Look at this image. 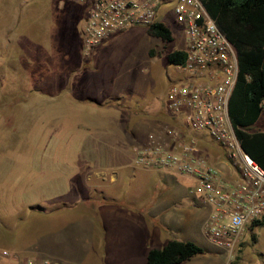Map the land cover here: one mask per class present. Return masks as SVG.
<instances>
[{
  "label": "rangeland",
  "instance_id": "374dc122",
  "mask_svg": "<svg viewBox=\"0 0 264 264\" xmlns=\"http://www.w3.org/2000/svg\"><path fill=\"white\" fill-rule=\"evenodd\" d=\"M156 15L169 27L170 41L151 34L140 38L136 34L145 33L144 27L130 28L103 39L93 49L96 65L89 62L84 65L89 70L79 71L86 57L81 53V5L71 0H0V246L13 249L26 242V232L35 225L29 213L68 205L72 213H85L84 198L98 205L109 200L139 204L153 193L158 200L172 197L176 208L189 206L178 227L168 219L169 230H186L184 238L202 248L182 264H220L225 259V249L206 233L208 207L191 176L170 170L165 182L154 171L145 182L131 166L93 161L86 143L94 139L110 148L116 134L133 123L140 125L135 123L140 116L162 119L142 126L143 135L179 125L165 100L167 88L182 73L167 62L166 53L183 47L184 40L169 10L158 8ZM84 97L95 101H82ZM203 146L216 167L235 176L218 145L204 138ZM94 170L103 173L95 177ZM112 171L116 176L109 179ZM78 241L82 245L83 237ZM105 243L78 264H119L108 259L111 249ZM139 251L134 249L133 262H139ZM229 264H264V224L246 225Z\"/></svg>",
  "mask_w": 264,
  "mask_h": 264
},
{
  "label": "built area",
  "instance_id": "2783aa9c",
  "mask_svg": "<svg viewBox=\"0 0 264 264\" xmlns=\"http://www.w3.org/2000/svg\"><path fill=\"white\" fill-rule=\"evenodd\" d=\"M71 1L84 10L81 53L86 57L112 34L161 21L158 8L169 10L180 25L184 45L176 49L184 57L174 66L182 74L167 88L165 100V108L179 125L147 132L131 147L133 161L195 180L199 198L208 207L206 233L226 251L220 264H229L246 225L264 213V169L240 147L228 117V98L238 69L235 46L202 0ZM204 138L222 149L235 176L209 160ZM0 255L8 251L2 249ZM42 262L48 264L47 259Z\"/></svg>",
  "mask_w": 264,
  "mask_h": 264
},
{
  "label": "crops",
  "instance_id": "0c3cea01",
  "mask_svg": "<svg viewBox=\"0 0 264 264\" xmlns=\"http://www.w3.org/2000/svg\"><path fill=\"white\" fill-rule=\"evenodd\" d=\"M144 31L145 33L139 32L136 36L144 38L145 34H148L145 28ZM93 51L89 56L84 57L87 61L83 60L77 66L79 71H87L88 67L85 68L84 65L89 62L96 65L97 49ZM87 98L84 97L82 101H95L93 98ZM126 119L131 120L128 116H126ZM155 121H162V119L140 116L135 120V123L138 122L140 125L133 123L126 131L116 134L115 138L117 140L110 148H102L94 142V139H89L86 143L89 145V153L94 155L92 160L98 164L102 160L104 163H114L115 166L119 167L131 166L134 169L135 176L140 174L145 182L149 172L154 173L156 171L166 182L168 179L166 176L172 169L144 167L133 161L131 147L133 144L141 142L145 137L144 132L142 133L144 130L142 126H148ZM251 127L264 130L263 111L258 114ZM129 163H132V165ZM101 173L103 172L94 170L95 177L101 175ZM115 176L114 171L108 174L109 179H114ZM148 185L149 183H147V187ZM148 190L151 191V189ZM152 195L155 197L153 198ZM152 195L149 194L146 198H143L139 204L138 201L134 200V202L130 199L132 201L130 203L127 201L125 204L120 200H109L98 205V202L84 198L82 202L86 203L87 207L85 213L83 211L77 214L72 213L70 205L60 208L52 206L41 213H34V215L29 213L27 217H30L35 225L30 231L26 232V242L13 249H9V246L5 248L0 246V250L14 251L8 257L0 255V264H27L25 262L27 259L32 261L31 264H45L42 262L43 259H47L48 264H78L82 257L96 252V249L106 241V247L111 249V252L107 255L109 260H115L119 264H148L146 254L149 248L160 247L171 238L188 240L184 238L188 233L186 230L178 228L169 230L168 219L175 222L174 225L178 227L179 223L184 222L185 215H188L190 210L188 205L186 208L185 206L176 208L173 205L175 201L172 197H170L171 200L166 199V197L158 200L156 194L152 193ZM60 216L66 218L54 221ZM76 235H78V238L83 237L82 245L79 244ZM136 248L140 249L138 263L133 262L134 249ZM184 260L172 264H182Z\"/></svg>",
  "mask_w": 264,
  "mask_h": 264
},
{
  "label": "trees",
  "instance_id": "16d2710c",
  "mask_svg": "<svg viewBox=\"0 0 264 264\" xmlns=\"http://www.w3.org/2000/svg\"><path fill=\"white\" fill-rule=\"evenodd\" d=\"M202 2L236 49L238 69L227 106L230 123L240 147L264 169V130L251 127L264 112V0ZM145 30L164 42L172 39L169 27L161 21ZM183 57L179 49L166 53L170 64L181 62ZM249 224H264V213ZM201 251V246L191 240L171 238L160 247L149 248L146 259L148 264H172Z\"/></svg>",
  "mask_w": 264,
  "mask_h": 264
}]
</instances>
